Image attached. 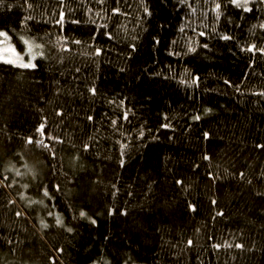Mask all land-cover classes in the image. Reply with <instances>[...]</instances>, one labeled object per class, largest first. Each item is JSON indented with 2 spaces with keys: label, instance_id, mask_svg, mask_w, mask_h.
<instances>
[{
  "label": "trees",
  "instance_id": "1",
  "mask_svg": "<svg viewBox=\"0 0 264 264\" xmlns=\"http://www.w3.org/2000/svg\"><path fill=\"white\" fill-rule=\"evenodd\" d=\"M248 8L3 0L0 30L44 57L0 61V264H264V0Z\"/></svg>",
  "mask_w": 264,
  "mask_h": 264
},
{
  "label": "snow or ice",
  "instance_id": "2",
  "mask_svg": "<svg viewBox=\"0 0 264 264\" xmlns=\"http://www.w3.org/2000/svg\"><path fill=\"white\" fill-rule=\"evenodd\" d=\"M99 2L102 3L103 0H99ZM2 3H3V0H0V4H2ZM231 3H233L238 8H243L244 11H251V9L247 7L248 0H243V3H241V0H231ZM29 7H31V5H29ZM216 8L219 9L220 8V4H217L216 5ZM114 11H118V10H114ZM104 27H106V25ZM262 27H264V25H262ZM200 35H203V33H201ZM0 37H4V40L3 41H0V44H2L5 41L11 39V37H9L8 34L6 32H3V31H0ZM109 38H111V34H109ZM21 39L23 40V43L27 46V52L25 54L29 56L28 61L27 62H24L23 56H21L20 54H16V59H3V62L6 63V64H11V65H13L15 67H18V68H21V69H35L37 67V65L33 61L36 60L37 56H40L41 58H43L44 57V53L42 51L41 52H35L34 51V48L35 49H41L43 47V45H41V44H34L33 42H30L29 40L23 39V37H21ZM223 39L228 40V39H230V37L229 36H224ZM75 43H79V41H76ZM253 49H255V46H253L252 48H250L248 50L249 51H252ZM256 50L260 51L259 49H256ZM12 51L14 52L15 50L13 49ZM100 51H101L100 49H97L96 50V54L99 55L100 54ZM190 51H194V49H190ZM0 59H2V57H0ZM17 61H19V62H17ZM193 82H195V80ZM226 83H228V82L226 81ZM90 91H92V93L95 94V89L94 88L91 89ZM260 95H264V93H260ZM206 111H211V110L208 109ZM200 118L201 117L199 115H196L194 117L195 120H199ZM89 119H92V118L89 117ZM125 119H126V116H125ZM111 123L113 125H116L117 124V121L116 120H112ZM165 127H167V125H165ZM37 131L40 133L41 136H43L44 135L43 125H41V127ZM141 135H143V133H141ZM205 137L207 138V133H205ZM49 139H51V137H49ZM27 143H33L32 138H28ZM35 143L39 147H43V148H48L49 147V145H47L44 142L43 139H37L35 141ZM85 147L87 148V146H85ZM121 147L124 148V147H126V145H122ZM257 147L258 148H264V145H257ZM122 155H123V152H122ZM204 158L205 159H210V157H208V156H205ZM121 163H123V161H121ZM16 174L18 176L20 175V173L18 171H17ZM262 175H264V174H262ZM240 176L241 177H244V173H240ZM213 178H215V177H213ZM4 179H7V177H5ZM178 183H180V182L178 181ZM248 183H251V181L249 180ZM25 187H27V185H25ZM43 195L46 196V197L49 196V192H48L47 188L44 189ZM33 203H36V201H33ZM40 203H43V201H40ZM122 214H126V212L125 213H122ZM217 214L218 215H223V213H217ZM16 215L17 216H20L21 213L20 212H17ZM49 215H51V213H49ZM79 215L81 217H86L87 214L84 211H81L79 213ZM91 222L93 224L96 223L95 220H92ZM55 223L58 226H63L64 221L62 220L61 217L57 216ZM41 226L43 228H45V229L49 227V225L47 223H44L43 220L41 221ZM67 231L71 232L72 229L71 228H67ZM9 243H11V241H9ZM188 243L191 244V241H189ZM225 246L226 247H232L231 244H226ZM216 247H219V245H217ZM235 247L240 248V247H242V245L236 244Z\"/></svg>",
  "mask_w": 264,
  "mask_h": 264
},
{
  "label": "rangeland",
  "instance_id": "3",
  "mask_svg": "<svg viewBox=\"0 0 264 264\" xmlns=\"http://www.w3.org/2000/svg\"><path fill=\"white\" fill-rule=\"evenodd\" d=\"M241 3H243V0H241ZM247 7H248V4H247ZM0 31L6 32L4 30H0ZM3 40H4V37H0V41H3ZM13 49L15 50L14 52L12 51ZM34 51L36 52L35 48H34ZM26 52H27V46L25 47L24 45V48L22 50H19L11 40H7L4 43L0 44V57H2L0 61L3 62V59H16V54H20L21 56H23L24 62H27L29 59V56L25 54Z\"/></svg>",
  "mask_w": 264,
  "mask_h": 264
}]
</instances>
